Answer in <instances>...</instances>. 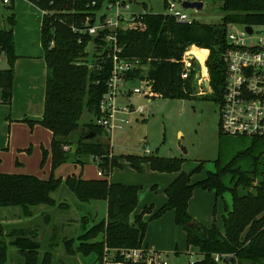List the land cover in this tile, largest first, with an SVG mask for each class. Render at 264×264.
I'll return each mask as SVG.
<instances>
[{
  "label": "trees",
  "instance_id": "trees-1",
  "mask_svg": "<svg viewBox=\"0 0 264 264\" xmlns=\"http://www.w3.org/2000/svg\"><path fill=\"white\" fill-rule=\"evenodd\" d=\"M14 1L10 4L11 9H14ZM29 1L45 11L41 39L47 75L42 117L37 120L24 118L23 121L30 125L40 123L52 132L50 153L52 167L56 169L70 160L66 146L71 144L70 135L80 128L79 120L84 109L87 108L94 117L98 116L100 100L108 90L112 60L108 56L106 41L81 30L86 27L87 18L95 17L109 0ZM199 1L220 2L225 12L222 23L178 22L168 13L148 11L124 23L118 31L124 54L140 57L148 65L146 72L137 70L128 75L129 79L135 80L141 74L147 76L154 81L155 96L171 99L196 97L197 85L192 77H182L183 64L180 61L189 47L197 46L202 49L194 48V53L203 64L209 50L207 66L214 92L204 96L212 97L218 103L222 101L226 80V63L222 55L229 46L227 26L231 23L264 24V0ZM164 4L166 8L168 0H164ZM9 20L15 24L14 11ZM90 43L94 46L93 53L88 50ZM0 56L9 65L7 69H0V102L11 104L18 59L14 27L0 29ZM87 126L85 134L92 133L93 136L83 134L79 139L74 161L84 164L83 157L91 155L98 162L102 176L84 179L73 174L63 179L52 172L48 179H41L31 174L0 172V207H21L26 216H32L31 208L40 204L65 207L66 203H58L53 193L66 186L80 202L103 200L106 205V216L99 221L89 225L84 217L83 230L78 238L64 237L69 253H94L101 262L106 247H142L149 220L174 210L176 224L186 230L188 247L194 246L202 254L190 264H264V135L231 136L246 139L249 143L226 163L219 157L215 162L216 170L209 171L195 182L192 175L200 172L182 171L183 158L128 156L136 168L148 162L157 171L178 174L166 188L167 201L159 210L152 212L146 207L142 213L135 214L139 186L113 182L109 178L114 167L120 165V158L111 156L110 144L96 140L103 133V127L94 123ZM202 167L200 165L195 171ZM196 189L213 192L217 198L231 194L232 207L223 217V230L215 224L211 227L202 225L190 214V200ZM146 213H151L150 219L144 217ZM192 220L196 225L189 226ZM26 230L17 226L7 230L0 222V264H8L7 237L24 255L25 264H52L51 251H47L39 263L41 243L36 239L37 232L31 228ZM55 236H51L52 241ZM216 253L228 257L219 263L213 257ZM231 257L234 258L232 261Z\"/></svg>",
  "mask_w": 264,
  "mask_h": 264
},
{
  "label": "rangeland",
  "instance_id": "rangeland-1",
  "mask_svg": "<svg viewBox=\"0 0 264 264\" xmlns=\"http://www.w3.org/2000/svg\"><path fill=\"white\" fill-rule=\"evenodd\" d=\"M27 2L26 0H15L18 7L15 11L16 22L13 25L17 45L22 43L24 34L28 30L32 38L38 35L37 25L41 13ZM25 5L32 6V10L23 9ZM144 10L154 13L168 12L163 0H134L132 2L131 11ZM13 11L10 4H5L0 0V29L14 27L9 20ZM33 12L37 16L32 15ZM183 12L191 20L211 24L222 23L225 15L220 2L212 1H206L201 9H183ZM113 13L114 10L108 9L106 1L98 15ZM126 14L128 15L129 12ZM93 47L90 43L88 48L90 53H93ZM34 62L38 64V61ZM133 85L131 84V87ZM40 87V93L38 91L35 93L33 90L27 91L30 95L29 106L22 100L20 101L24 106L18 100L12 106L0 102V172L31 174L41 179H48L52 172L56 177L63 179L73 174L84 179H97L98 171L101 169L91 155L83 157L84 164L74 161L79 139L87 132V124H97L96 118L87 108L84 109L79 120L80 128L70 135L71 144L66 146L70 152V160L56 169L52 167L50 131L40 123L30 125L23 121L28 117L35 120L40 119L39 113L44 110L45 80ZM199 89L197 86L195 94L198 95L191 99H171L163 96L151 98L144 94L132 93L129 98L120 99L119 103L132 104L136 108L144 106V112L120 114V117L129 120L124 128L115 129L113 133L103 128V133L96 137V140L111 145V156L120 158V165L114 167L109 178L113 182L139 186L136 214L142 213L146 207L151 208L152 212L159 210L167 201L166 188L174 181L172 177L177 173L157 171L148 162L136 168L128 160V156L154 155L183 158L182 171L200 172L192 175L194 182L205 177L209 171L216 170L215 162L219 157L223 163H226L237 151L249 143L246 139L239 140L231 137L232 135L221 134L220 105L214 98L197 93ZM205 93L208 92L205 90ZM200 165L203 166L202 169L195 171ZM168 179H172L171 182H167ZM194 193L189 206L194 219L207 227L215 224L223 230V217L232 207L231 194L226 193L223 198H217L213 193L202 189H197ZM53 196L58 203L65 202V207L36 205L31 208L32 216H26L21 207H0V222L7 230L17 226L24 230L31 228L37 232L36 239L41 243L39 263L46 252L51 251L52 264H101L94 253L89 255L78 252L69 253L64 237L67 235V237L78 238V234L83 230L82 224L85 222V216L89 225L105 217V201L80 202L66 186L54 192ZM151 216V213H146L144 217L150 219ZM175 216L174 210H168L162 216L150 219L143 246L159 253L164 264H190L191 261L200 259L202 254L196 247H188L186 230L176 224ZM53 234L56 236L52 241ZM6 239L8 264H25L24 255L10 243L9 237Z\"/></svg>",
  "mask_w": 264,
  "mask_h": 264
},
{
  "label": "built area",
  "instance_id": "built-area-1",
  "mask_svg": "<svg viewBox=\"0 0 264 264\" xmlns=\"http://www.w3.org/2000/svg\"><path fill=\"white\" fill-rule=\"evenodd\" d=\"M5 4H12L13 0H2ZM164 1V0H163ZM184 0H168V14L178 22H192L183 12ZM108 9L114 10L111 15L102 14L88 17L85 22L86 31L93 37H100L106 41L108 56L112 60V68L108 80V90L100 100V114L96 116L97 124L108 132L122 129L129 123L120 114L143 113L144 106L136 108L132 104L119 103L120 99H127L132 93L154 97L153 80L147 76H137L129 79V74L137 70L147 71L148 65L140 57H131L124 54L123 46L118 39V31L124 23L134 20L139 13L131 11L133 0H109ZM145 11V10H144ZM126 12H129L127 15ZM45 13V11H44ZM250 26L252 32L246 28ZM76 30V28H74ZM227 39L229 46L222 58L226 63L225 86L223 99L220 101V129L223 133L232 136H263L264 135V24L240 25L228 24ZM194 48L189 47L183 54V78L192 77L199 86L200 95H211L214 91L207 61L201 62ZM206 50V49H205ZM209 51V50H207ZM209 53L206 60H208ZM210 84L207 87V83ZM131 84H134L131 87ZM205 88V89H204ZM205 90L208 93H205ZM103 172L99 171V176ZM214 260L223 263L228 257L216 253ZM164 264L161 255L142 246L138 248H105L101 264ZM195 261H191L194 263Z\"/></svg>",
  "mask_w": 264,
  "mask_h": 264
},
{
  "label": "crops",
  "instance_id": "crops-1",
  "mask_svg": "<svg viewBox=\"0 0 264 264\" xmlns=\"http://www.w3.org/2000/svg\"><path fill=\"white\" fill-rule=\"evenodd\" d=\"M26 1H28L27 3H29L33 7H36V9L39 10L41 13L39 15V19H40L39 24L37 25L38 35L32 38L31 34L29 33V30H28V32H25V34H24L25 36L23 37L24 39H23L22 43H20V45H17V40H16V36H15V26H14V37H15L16 53L18 54V59L16 60V63H15V80H14L12 103L8 104L10 106H12V104L14 102H16L17 100L23 106H24L23 102L26 103L27 106H29L30 95L27 94L28 93L27 91L33 90L35 93L37 91H38V93H40V89H41L40 84L44 83V80H45V84H46L47 64H46V60L44 57L45 52H44V48L42 45V39H41V35H40L44 11L42 9H40L34 3L30 2L29 0H26ZM17 7H18V4H15V1H14V9L13 10H14L15 15H16L15 11L17 10ZM31 7L25 5L23 7V9L27 8L28 10L29 9L32 10ZM32 15L37 16L35 12H33ZM20 49H21V51H20ZM34 61H38V64H34L35 63ZM4 62H7V61L4 59L3 56H0V66H2V64ZM8 67H9V65H8ZM29 94H30V92H29ZM20 100H22L23 102ZM44 105H45V97H44ZM43 112H44V110H43ZM43 112L39 113L40 118L42 117ZM35 116H37V114ZM50 133H51L52 139H53V134L51 131H50ZM1 170H3V169H1ZM99 171H98V178L100 177ZM177 175L178 174H174L172 179H175L177 177ZM172 179H168L167 182H171ZM195 191H197V189ZM212 193L213 192H211V194ZM213 194H214V196H216L215 193H213ZM190 214H191V212H190ZM170 217H172V216H170Z\"/></svg>",
  "mask_w": 264,
  "mask_h": 264
},
{
  "label": "water",
  "instance_id": "water-1",
  "mask_svg": "<svg viewBox=\"0 0 264 264\" xmlns=\"http://www.w3.org/2000/svg\"><path fill=\"white\" fill-rule=\"evenodd\" d=\"M182 6L184 7V9H201L204 7V2L203 1H199V0H184L182 2ZM249 32H252V28L250 26H247L246 28ZM8 68V63L7 62H4L2 64V66H0V69H7ZM210 84V82L207 83V86ZM93 136L92 133L88 134L87 137H91ZM193 225H196V222L195 220H192L190 223H189V226H193ZM234 258L231 257L230 258V261H232Z\"/></svg>",
  "mask_w": 264,
  "mask_h": 264
},
{
  "label": "bare ground",
  "instance_id": "bare-ground-1",
  "mask_svg": "<svg viewBox=\"0 0 264 264\" xmlns=\"http://www.w3.org/2000/svg\"><path fill=\"white\" fill-rule=\"evenodd\" d=\"M203 67H204V64H203Z\"/></svg>",
  "mask_w": 264,
  "mask_h": 264
}]
</instances>
